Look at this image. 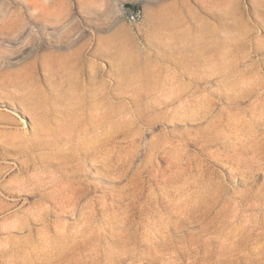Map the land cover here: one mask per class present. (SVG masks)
Masks as SVG:
<instances>
[{
    "label": "rangeland",
    "instance_id": "rangeland-1",
    "mask_svg": "<svg viewBox=\"0 0 264 264\" xmlns=\"http://www.w3.org/2000/svg\"><path fill=\"white\" fill-rule=\"evenodd\" d=\"M261 24L264 0H0V264H264Z\"/></svg>",
    "mask_w": 264,
    "mask_h": 264
},
{
    "label": "bare ground",
    "instance_id": "bare-ground-1",
    "mask_svg": "<svg viewBox=\"0 0 264 264\" xmlns=\"http://www.w3.org/2000/svg\"><path fill=\"white\" fill-rule=\"evenodd\" d=\"M223 67V66H222ZM221 70H223V69H221ZM226 72V71H225ZM227 73V72H226ZM228 75V77L230 76V74H227ZM263 85H264V83H263ZM262 85V86H263ZM228 88L232 91V93H231V95H230V97L231 98H233V100L235 101V102H239L240 104H242V106H239V107H242V108H244V104L246 103V102H249V101H251L252 99V96H261L262 94H261V92H259L258 90H257V87H256V85H253L252 87H250L249 89L248 88H246V89H243V90H238V88H237V84H235V83H233L232 85L230 84V86L228 85ZM225 89V88H224ZM182 91V90H181ZM221 92H222V90H221ZM229 94V93H228ZM177 96H180L179 97V100L180 99H182V97L183 96H181V94H176L175 95V97H177ZM171 100H173V99H171ZM170 100V101H171ZM170 101H167V100H160L159 102H161V103H163L164 104V106L166 107V109H168L169 108V105H170ZM259 102H260V99L258 100ZM12 104V106H16L17 105V103H15V102H13V103H11ZM239 104V105H240ZM252 103L251 102H249V105H251ZM248 105V106H249ZM255 106H257V103H255V105L253 106V108L255 107ZM16 108V107H15ZM246 108H247V106H246ZM190 114V113H189ZM192 115V114H191ZM259 124V123H258ZM261 125L262 124H264V120H262L261 121V123H260ZM261 134H262V132H261ZM264 134V133H263ZM263 134L261 135V136H263ZM84 135H86V131H84V130H79V132L75 135L76 137H75V139H74V137H73V140L75 141V140H78L79 142L78 143H80L81 144V140L83 139V137H84ZM72 138V137H71ZM82 145V144H81ZM81 145H77V146H75V148L79 151L78 152V154L77 155H80V156H85L86 154H88V150L87 149H84V146L85 147H88L87 145H83V146H81ZM246 150V149H245ZM264 156V155H263ZM187 209H189V210H191V208L190 207H188ZM178 210H181V209H178ZM65 231H68V229L67 230H65ZM70 237V239H72L71 237H73V235H71V236H69ZM76 242V245H75V249H77L78 247H80V239L79 240H76L75 241ZM74 242V243H75ZM72 247H73V245H72ZM74 249V250H75ZM67 255H68V253H66ZM66 255V256H67ZM23 264V263H22Z\"/></svg>",
    "mask_w": 264,
    "mask_h": 264
},
{
    "label": "built area",
    "instance_id": "built-area-1",
    "mask_svg": "<svg viewBox=\"0 0 264 264\" xmlns=\"http://www.w3.org/2000/svg\"><path fill=\"white\" fill-rule=\"evenodd\" d=\"M119 9L126 20L132 25H137L143 20L144 10L139 5H128L120 2Z\"/></svg>",
    "mask_w": 264,
    "mask_h": 264
},
{
    "label": "snow or ice",
    "instance_id": "snow-or-ice-1",
    "mask_svg": "<svg viewBox=\"0 0 264 264\" xmlns=\"http://www.w3.org/2000/svg\"><path fill=\"white\" fill-rule=\"evenodd\" d=\"M241 7H242V5H241ZM261 31L264 32V24H261ZM209 91L212 92L213 95L216 94L215 91H214L211 87L209 88ZM221 98H222V97H221Z\"/></svg>",
    "mask_w": 264,
    "mask_h": 264
}]
</instances>
